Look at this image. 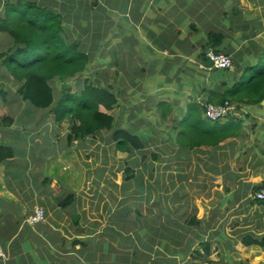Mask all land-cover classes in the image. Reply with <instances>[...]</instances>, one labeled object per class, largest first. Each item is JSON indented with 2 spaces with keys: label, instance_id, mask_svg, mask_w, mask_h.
<instances>
[{
  "label": "crops",
  "instance_id": "obj_1",
  "mask_svg": "<svg viewBox=\"0 0 264 264\" xmlns=\"http://www.w3.org/2000/svg\"><path fill=\"white\" fill-rule=\"evenodd\" d=\"M20 1L62 17L91 57L72 84L103 79L121 107L118 128L145 149L119 151L108 131L71 142L54 110L2 87L13 125L0 123V145L14 157L0 164L13 197L0 196V264H264V202L254 199L264 188V104L231 102V117H205L262 63L264 0H0V18ZM211 49L234 68L208 66ZM192 105L235 135L181 145ZM39 207L46 221L31 226Z\"/></svg>",
  "mask_w": 264,
  "mask_h": 264
},
{
  "label": "trees",
  "instance_id": "obj_2",
  "mask_svg": "<svg viewBox=\"0 0 264 264\" xmlns=\"http://www.w3.org/2000/svg\"><path fill=\"white\" fill-rule=\"evenodd\" d=\"M0 33L3 39H8L0 43L2 126L13 125V119L2 107L10 96V90L2 87L11 85L16 90L14 93L34 108L54 110L58 123L64 122L68 126L71 142L108 131L113 132L119 151L132 153L145 149V143L138 135L118 128L121 107L109 88L91 79L78 80L79 90L70 83L87 71L91 57L87 48L70 41L62 17L36 4L20 1L8 5L5 15L0 18ZM262 59L260 65L245 69L238 84L223 97L222 104L228 101L254 107L264 101V57ZM58 81L63 83V90L57 102L51 82ZM235 130L205 122L198 105L191 106L187 118L177 128L181 145L193 148L216 147L235 135ZM13 157L11 148L0 145V164Z\"/></svg>",
  "mask_w": 264,
  "mask_h": 264
},
{
  "label": "built area",
  "instance_id": "obj_3",
  "mask_svg": "<svg viewBox=\"0 0 264 264\" xmlns=\"http://www.w3.org/2000/svg\"><path fill=\"white\" fill-rule=\"evenodd\" d=\"M206 59L208 62L212 63V68L216 70L229 71L235 66L234 59L231 56L217 52L213 49L207 51ZM236 110V106L228 101L222 105L208 104L205 108V117L211 122H220L225 120ZM254 199L259 202H264V188L254 194ZM45 221L46 211L43 207L37 208L35 214L27 220L31 226H35Z\"/></svg>",
  "mask_w": 264,
  "mask_h": 264
},
{
  "label": "rangeland",
  "instance_id": "obj_4",
  "mask_svg": "<svg viewBox=\"0 0 264 264\" xmlns=\"http://www.w3.org/2000/svg\"><path fill=\"white\" fill-rule=\"evenodd\" d=\"M72 34V33H71ZM70 35V33H69ZM5 41H8V39H3L2 38V33L0 34V43H3ZM94 66H97L96 68V76L98 77L100 75V72L104 71L103 70V66H101V64H95ZM258 73V72H257ZM86 77V76H85ZM100 80V82H103V79H98L96 80V82H98ZM72 84V82H70ZM77 83H78V80H77ZM51 85L54 87V91H55V98L56 100L60 101V98H61V95H62V90H63V83H60V82H51ZM74 86V84H72ZM77 85V84H76ZM11 89H14L11 85L9 86ZM8 108V107H7ZM6 108V109H7ZM7 111V110H6ZM8 111H9V108H8ZM49 114V113H48ZM62 125L64 124L61 123ZM64 128V132H67L66 129H65V126H63ZM109 135V134H108Z\"/></svg>",
  "mask_w": 264,
  "mask_h": 264
},
{
  "label": "water",
  "instance_id": "obj_5",
  "mask_svg": "<svg viewBox=\"0 0 264 264\" xmlns=\"http://www.w3.org/2000/svg\"><path fill=\"white\" fill-rule=\"evenodd\" d=\"M208 66L212 67V63L208 62ZM263 104H264V101H263ZM0 196H3L8 199H13L12 195H10L8 191L6 190L5 183L3 180H1V178H0Z\"/></svg>",
  "mask_w": 264,
  "mask_h": 264
}]
</instances>
